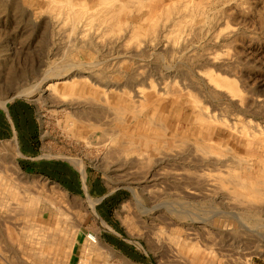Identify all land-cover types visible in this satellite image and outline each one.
I'll return each mask as SVG.
<instances>
[{"label": "rangeland", "instance_id": "rangeland-1", "mask_svg": "<svg viewBox=\"0 0 264 264\" xmlns=\"http://www.w3.org/2000/svg\"><path fill=\"white\" fill-rule=\"evenodd\" d=\"M150 1L160 11L174 7L171 17L183 24L179 30L165 11L159 28L145 38L147 46L139 49L138 43L124 40L123 31L113 33L121 28L111 31L100 19L85 18L75 30L66 12L48 9L47 0H0V105L15 99L33 103L54 150L44 158L66 162L84 185L88 176L122 192L114 226L104 222L105 229L97 200L67 198L53 182L25 173L16 144L0 142V264H66L62 245H67V229L98 235L100 248L92 254V264H168L170 249L176 247L175 228L213 244V254L201 253L199 263L194 252L180 245L183 264H243L250 257L253 264H264V200L238 197L235 191L240 175L251 177L264 196V0ZM67 65L74 66L68 75L76 81L94 75L121 87L142 74L148 78L146 94L153 95L150 81L159 86L164 77L177 93L167 101L179 96L184 111L197 102L216 118L236 123L242 135L219 127L208 142L214 146L213 160L222 162L206 167L212 176L207 187L216 192L186 197L187 184L174 175L179 162L169 151L165 156L171 159L164 161L143 140L132 144L127 137L104 133L124 134L133 125L127 94L118 93L120 102L107 106L103 96L79 90L65 99L52 94L48 88L58 80L48 76ZM211 72L234 81L238 92L217 87L209 79ZM31 89L36 92L26 95ZM157 106L159 102L145 110L160 126L166 120L161 121L162 112L154 116ZM197 144L188 142V150L195 152ZM72 160L82 161L84 172ZM196 188L206 190L203 184ZM110 232L118 238L117 248L106 245ZM55 242H60L58 248Z\"/></svg>", "mask_w": 264, "mask_h": 264}, {"label": "bare ground", "instance_id": "bare-ground-1", "mask_svg": "<svg viewBox=\"0 0 264 264\" xmlns=\"http://www.w3.org/2000/svg\"><path fill=\"white\" fill-rule=\"evenodd\" d=\"M47 1H49L48 9H58L60 12H66L67 18L70 19L69 23L75 30L77 27H80L85 18L88 20L92 19V21L100 19V21L111 28V31L121 28V31L113 33L118 35L123 31L125 33L124 40L127 39V42L130 44L133 42L138 43L137 47L139 49L143 45H146L148 39L145 38L150 37L159 28L161 14L165 11L169 12H166L168 20L178 27L179 30L183 24V21H178L177 18L171 17L176 14L174 7H167L165 8L166 10L163 7V10L160 11V9H155L154 4H151L152 2L150 0H95L94 5L90 4L92 0ZM145 8L149 9L144 11L143 9ZM82 14H86L87 16L83 17ZM87 26V24L84 25L82 32L86 31L85 28ZM87 36L88 35L84 36V41ZM85 48L94 47L86 45ZM73 68L74 66L71 68L67 65L56 70L55 74L48 76L49 79L54 78V80H58V82L54 81L55 83L48 88L51 90L52 94L65 99L71 97L79 90L85 95L103 96L102 102L105 106H107L108 103L115 104L120 102V99L123 97L118 95V93L127 94L129 99L128 114L131 115L132 121L130 123L133 125L129 128V131H124V134L122 132L107 133L106 131L104 133L114 136V139H118L119 136L124 138L127 137L132 144L135 143L134 140H143L152 154L160 155L161 159L164 161L170 158L165 156L166 151H169L172 155V160L175 159V161L179 162V168L175 170L176 173L174 175L177 181L187 184L183 192L186 197L194 199L199 195L208 196L216 192V189H208L207 187L208 182L212 180V176L207 170L210 166L219 167L222 162L218 158L213 160L212 151L214 146L208 145V142H212L214 136L218 135L219 131L217 129L219 127L233 131L234 134L236 132L239 133L240 131H238L236 123L232 121L224 122L220 118H216L211 112L199 106L197 102L194 108L184 111L181 105L184 100L179 96L175 98L174 101H167L169 97L177 95V93L170 91L169 82H166L164 77L160 79L162 83H158L159 86H157L155 82L150 81V90L156 92L153 95L146 94L144 87L148 78L142 74L135 77L133 82L129 83L128 81L124 87H121L118 84H113L108 79L104 80V78L94 75H89L82 81H76L74 77L68 75L70 72L69 70ZM208 75L210 81L217 87L226 88L232 93L238 92V87L234 81L216 75L214 72ZM126 89L130 91L127 93ZM35 92L34 89H31L25 92V94L31 96ZM112 100L114 101L112 102ZM158 102L159 106L155 108L154 116L162 112L161 121L166 120L165 123L163 122L160 126L154 122L150 114H148L149 116L146 115L145 110L147 106L151 107L158 104ZM142 114L144 115V119H141ZM171 123H174L173 129L170 128ZM81 132L85 133V127H82ZM240 133L241 135L243 134V132ZM190 141L198 143L193 153L188 150L187 145ZM159 142L163 143L161 148H158ZM71 162L84 172V164L82 161L72 160ZM196 167L201 168L199 170L200 172ZM237 177V185H239L240 188L238 190L235 189V191L238 197L244 196V198L256 202L264 200L262 190L253 185V181L250 179L251 177L247 179L239 178L240 175ZM195 184L205 185L206 190L204 192L200 191V189L196 188ZM93 207L92 212L96 214L95 206ZM102 226L105 229L108 228L104 222H102ZM174 231L177 233V236L174 238V242L176 243L174 246L176 247H173V250L170 249L173 254V260H168V264L185 263L184 257L178 249L180 245H183L186 250L194 252L195 259L198 263L204 260L203 257L201 258V253L206 251L213 254V244H204L199 237L192 236L190 233H186L185 237L181 234L182 230H178L177 228H175ZM62 232H64V230H62L61 233ZM66 234L69 236V238L66 237L67 245H62L66 250L65 254H67L66 264H71V261L73 264H92V254L95 251H99L100 248L98 235L92 234L89 236V234L81 229H67ZM206 241L212 243L209 240ZM59 243H56L57 248L59 247ZM51 261H53L52 258ZM53 264L56 263L54 262ZM208 264L213 263L211 261ZM243 264H253L252 257L245 258Z\"/></svg>", "mask_w": 264, "mask_h": 264}, {"label": "crops", "instance_id": "crops-1", "mask_svg": "<svg viewBox=\"0 0 264 264\" xmlns=\"http://www.w3.org/2000/svg\"><path fill=\"white\" fill-rule=\"evenodd\" d=\"M47 129L38 108L33 103L25 99H15L5 106L0 105V142L10 141L16 144L23 171L53 182L67 198L87 199L90 196L97 200L96 207L100 218L108 226H114L113 218L120 206L122 192L111 191L98 178L88 176L84 185L78 172L66 162L60 159L44 158L45 154L54 151L47 141L50 135ZM52 145L56 147L55 144ZM84 206L79 207L82 216L86 211ZM110 233L113 237H108L106 241L109 243L106 242V245L117 248L118 238H114L113 232ZM126 254L134 259L132 255L127 252ZM71 264H73L72 261Z\"/></svg>", "mask_w": 264, "mask_h": 264}, {"label": "built area", "instance_id": "built-area-1", "mask_svg": "<svg viewBox=\"0 0 264 264\" xmlns=\"http://www.w3.org/2000/svg\"><path fill=\"white\" fill-rule=\"evenodd\" d=\"M92 234H89V236H91ZM94 235V234H93Z\"/></svg>", "mask_w": 264, "mask_h": 264}]
</instances>
